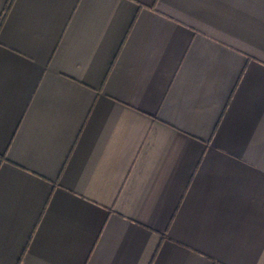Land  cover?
<instances>
[{"label": "crops", "instance_id": "1", "mask_svg": "<svg viewBox=\"0 0 264 264\" xmlns=\"http://www.w3.org/2000/svg\"><path fill=\"white\" fill-rule=\"evenodd\" d=\"M0 264H264V0H0Z\"/></svg>", "mask_w": 264, "mask_h": 264}, {"label": "trees", "instance_id": "2", "mask_svg": "<svg viewBox=\"0 0 264 264\" xmlns=\"http://www.w3.org/2000/svg\"><path fill=\"white\" fill-rule=\"evenodd\" d=\"M7 9H8V7H7Z\"/></svg>", "mask_w": 264, "mask_h": 264}]
</instances>
